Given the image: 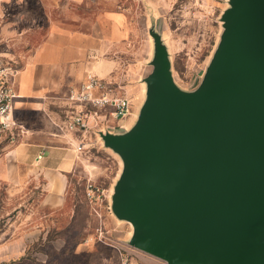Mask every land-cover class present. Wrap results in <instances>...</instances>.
Returning a JSON list of instances; mask_svg holds the SVG:
<instances>
[{
	"label": "water",
	"instance_id": "1",
	"mask_svg": "<svg viewBox=\"0 0 264 264\" xmlns=\"http://www.w3.org/2000/svg\"><path fill=\"white\" fill-rule=\"evenodd\" d=\"M226 2L196 88L175 80L159 14L135 123L90 128L122 160L111 209L129 244L167 264H264V0Z\"/></svg>",
	"mask_w": 264,
	"mask_h": 264
},
{
	"label": "crops",
	"instance_id": "2",
	"mask_svg": "<svg viewBox=\"0 0 264 264\" xmlns=\"http://www.w3.org/2000/svg\"><path fill=\"white\" fill-rule=\"evenodd\" d=\"M164 5V0H0V59L16 72L15 117L27 130L23 141L0 147V176L11 184H38L43 209L65 206L69 177L81 165L76 147L95 138L90 129L82 134L60 127L69 90L93 72L119 83L123 94L142 98L144 84L129 89L118 67H124V55L142 50L132 42L136 10L144 26L163 13ZM9 229L0 231V264L30 254L51 232L44 224Z\"/></svg>",
	"mask_w": 264,
	"mask_h": 264
},
{
	"label": "rangeland",
	"instance_id": "3",
	"mask_svg": "<svg viewBox=\"0 0 264 264\" xmlns=\"http://www.w3.org/2000/svg\"><path fill=\"white\" fill-rule=\"evenodd\" d=\"M164 4L161 17L152 25L165 36L170 47L177 83L186 89L196 88L220 41L221 14L228 3L226 0H164ZM136 16L138 24L133 26L132 42L135 48H142L141 53L136 56V50L128 57L124 55V67H118L124 73L123 83L131 84V90L151 71L154 54L149 32L152 25L142 26L140 10H136ZM139 72L137 79H129L133 73L137 77ZM136 96L129 95L131 112L136 116L128 119V129L135 123L144 100ZM86 144L79 154L81 165L69 177L67 202L60 209L41 207L43 190L38 184H11L0 176V231H10L11 225L51 226L47 239L37 241L30 254L24 255L22 251L23 255L14 264H167L132 247L131 224L119 220L111 209L113 187L122 170L120 156L95 138ZM89 184L99 186L104 194L103 201L94 208L86 197ZM43 215L47 216L45 220L41 219Z\"/></svg>",
	"mask_w": 264,
	"mask_h": 264
},
{
	"label": "built area",
	"instance_id": "4",
	"mask_svg": "<svg viewBox=\"0 0 264 264\" xmlns=\"http://www.w3.org/2000/svg\"><path fill=\"white\" fill-rule=\"evenodd\" d=\"M15 70L0 59V147L15 145L25 139L24 125L15 117V104L18 94L14 86ZM70 104L66 109L62 129L76 130L84 134L100 121L121 124L131 112V99L119 90V86L93 72L78 88L69 90ZM87 144L81 141L78 151H83ZM42 154L39 155V158ZM86 197L93 206L104 199L103 190L94 184L86 188Z\"/></svg>",
	"mask_w": 264,
	"mask_h": 264
}]
</instances>
